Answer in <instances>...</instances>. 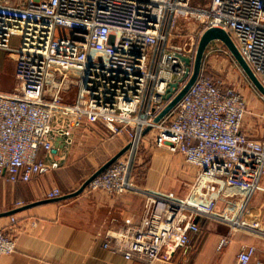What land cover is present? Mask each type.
<instances>
[{"label":"built area","instance_id":"built-area-1","mask_svg":"<svg viewBox=\"0 0 264 264\" xmlns=\"http://www.w3.org/2000/svg\"><path fill=\"white\" fill-rule=\"evenodd\" d=\"M194 1L0 0V50L16 57L14 89L4 91L0 77V176L28 183L50 173L64 135L79 130L101 144L124 136L133 143L86 190L117 196L131 190L135 151L153 133L157 147L183 155L198 171L185 200L148 195L138 223L107 232L105 247L127 260H172L189 247L190 233L201 231L202 216L242 227L236 214L248 198L225 212L218 203L228 188L254 191L264 178V142L244 131L245 96L223 89L204 67L181 103L156 122L171 84L182 88L193 72L182 57L194 62L195 37L189 48L174 42L183 21L197 23L201 35L210 28L229 32L264 86V0ZM13 37L20 38L18 49ZM73 87L77 103L67 104L63 93ZM62 196L60 189L48 194ZM20 233L13 215L0 230V258L17 252ZM255 253L244 250L238 264H250Z\"/></svg>","mask_w":264,"mask_h":264},{"label":"crops","instance_id":"crops-1","mask_svg":"<svg viewBox=\"0 0 264 264\" xmlns=\"http://www.w3.org/2000/svg\"><path fill=\"white\" fill-rule=\"evenodd\" d=\"M5 57L10 64L8 71L16 80V57L14 54H5ZM6 67L0 63L2 86L11 87L12 81L5 79ZM243 95L249 98L250 110L249 104L255 102L254 97L248 95V90ZM77 97L69 94L64 102L75 104ZM244 131L249 138L264 142V129L259 121L255 124L247 121ZM63 138L58 166L50 173L28 183H15L7 176H0V213L49 200L48 194L55 189H60L63 196L77 191L84 183L83 176H92L130 141L124 136L115 142L101 144L81 130ZM170 155L177 154L157 147L145 177L132 173V189L122 196L85 190L75 198L15 214L21 227L17 252L0 258V264H146L127 260L123 253L106 248V234L109 230L138 223L144 215L148 195H161L175 201L187 198L198 171L183 157ZM90 170H94L93 173L90 174ZM224 195L218 203V212H225L227 204H238L248 198L245 209L236 214L242 227L213 217H199L201 231L190 233L189 247L179 250L172 260L159 259L152 264H238L240 253L249 247L256 248L250 264H264V178L254 191L230 187ZM10 224L11 216L0 218V230ZM224 239L229 242L221 249Z\"/></svg>","mask_w":264,"mask_h":264},{"label":"rangeland","instance_id":"rangeland-1","mask_svg":"<svg viewBox=\"0 0 264 264\" xmlns=\"http://www.w3.org/2000/svg\"><path fill=\"white\" fill-rule=\"evenodd\" d=\"M201 0H195L193 4H197ZM201 30L199 26L195 22H181L180 30L181 35H178L174 40L175 44L178 46H184L186 43L188 44V48L192 40L195 37V46L194 50L196 51L200 38H201ZM12 48L18 49L20 47V38L13 37L12 39ZM5 54H9L6 51H0V63H3V66L6 65L7 72L5 73L6 78L10 79L8 81H12V86H4V91H12L16 85V80H13L14 75H11L9 69V61L6 59ZM195 55V52L193 53ZM206 64H205V72L204 74L213 78L215 82L225 88H235L242 94L246 93L248 90V95L254 97L253 100L255 102L250 105V110L248 111V115L246 118L245 125L247 121L251 123H256L259 121V125L264 129V98L262 95L254 88L252 83L249 81L248 77L241 69L239 64L233 58L232 54L225 50L223 44L221 42H213L206 54ZM70 96L77 97L78 88L73 87L69 93L64 94V99ZM245 96V95H244ZM247 102H249V98L246 97ZM260 117V118H259ZM258 124V123H257ZM244 125V126H245ZM154 133L151 135H147L143 138V141L139 144L137 150L135 151L133 160H132V173L139 175L141 178H144L149 170V167L152 163V160L155 156V150L157 149L156 144L154 142ZM172 157H183V155H170ZM89 167H87V170ZM93 169V168H92ZM96 169V168H94ZM193 169V168H192ZM86 170V168H85ZM194 170V169H193ZM90 174L93 173L94 170H90ZM131 173V174H132ZM83 175V174H82ZM87 176V175H86ZM83 176L82 181L85 182L88 178ZM188 197V196H187ZM186 199V198H185Z\"/></svg>","mask_w":264,"mask_h":264},{"label":"water","instance_id":"water-1","mask_svg":"<svg viewBox=\"0 0 264 264\" xmlns=\"http://www.w3.org/2000/svg\"><path fill=\"white\" fill-rule=\"evenodd\" d=\"M216 41L221 42L228 48V50L230 51V53L232 54L236 62L239 64L241 69L244 71V73L246 74L250 82L252 83V85L264 97L263 84L261 83L257 75L255 74L251 66L245 60L244 56L239 50L231 34L220 28H210L201 35L194 62L192 63L190 59L182 57V59L186 62L188 66H192L193 68L192 75L182 88L180 87L179 83L171 84L168 90V95L166 97L168 101V105L156 119L157 123L162 121L166 116H168L181 103V101L188 94L191 88L197 83V81L199 80L201 76L202 70H203L204 60H205L207 50L209 49L210 45ZM149 131H151V128H147L144 132V135L147 134ZM132 145L133 143H129L116 156H114L111 160L105 163L99 170H97L94 174H92V176H90L77 191L71 194L64 195L57 199L38 201V202H34L26 206H23L21 208L11 210L6 213H0V218L13 216L23 210L31 209L39 205L54 203V202H61V201L69 200V199H72V198H75L81 195L82 193L85 192V190L87 189V187L90 185V183L93 180H95L105 170H107L114 163H116L123 155H125V153L128 150H130Z\"/></svg>","mask_w":264,"mask_h":264},{"label":"trees","instance_id":"trees-1","mask_svg":"<svg viewBox=\"0 0 264 264\" xmlns=\"http://www.w3.org/2000/svg\"><path fill=\"white\" fill-rule=\"evenodd\" d=\"M223 46H224L225 50H227V51L230 53V51L228 50V48H227L224 44H223ZM207 53H208V50H207ZM207 53H206V54H207ZM206 56H207V55H206ZM206 56H205V57H206ZM233 58H234V57H233ZM205 64H206V59L204 60V66H203L204 68H205ZM249 81H250V80H249ZM254 88H255V87H254Z\"/></svg>","mask_w":264,"mask_h":264},{"label":"bare ground","instance_id":"bare-ground-1","mask_svg":"<svg viewBox=\"0 0 264 264\" xmlns=\"http://www.w3.org/2000/svg\"><path fill=\"white\" fill-rule=\"evenodd\" d=\"M137 142H138V140H137Z\"/></svg>","mask_w":264,"mask_h":264}]
</instances>
